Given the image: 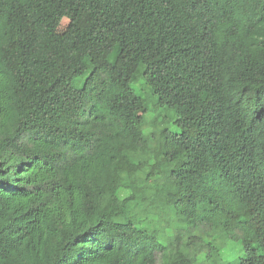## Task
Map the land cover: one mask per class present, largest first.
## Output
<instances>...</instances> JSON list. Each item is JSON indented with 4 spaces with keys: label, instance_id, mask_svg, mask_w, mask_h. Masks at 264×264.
Instances as JSON below:
<instances>
[{
    "label": "trees",
    "instance_id": "obj_1",
    "mask_svg": "<svg viewBox=\"0 0 264 264\" xmlns=\"http://www.w3.org/2000/svg\"><path fill=\"white\" fill-rule=\"evenodd\" d=\"M0 264H264V0H0Z\"/></svg>",
    "mask_w": 264,
    "mask_h": 264
},
{
    "label": "rangeland",
    "instance_id": "obj_2",
    "mask_svg": "<svg viewBox=\"0 0 264 264\" xmlns=\"http://www.w3.org/2000/svg\"><path fill=\"white\" fill-rule=\"evenodd\" d=\"M67 26V22L63 21L60 28L58 29V33H63L65 28ZM154 106L156 107V104L154 103ZM151 116L148 117V121L150 120ZM229 247H236L237 245H232L231 243H228ZM228 251L226 248L222 249V256L223 257H227L228 256ZM237 259L233 260V262H235Z\"/></svg>",
    "mask_w": 264,
    "mask_h": 264
}]
</instances>
